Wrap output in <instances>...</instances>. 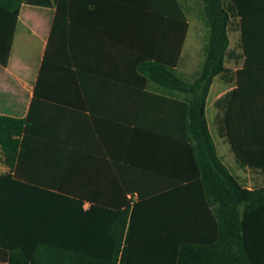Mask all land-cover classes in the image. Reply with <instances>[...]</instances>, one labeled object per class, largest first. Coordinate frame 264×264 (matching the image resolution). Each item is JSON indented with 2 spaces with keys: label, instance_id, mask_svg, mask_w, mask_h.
Instances as JSON below:
<instances>
[{
  "label": "crops",
  "instance_id": "0c3cea01",
  "mask_svg": "<svg viewBox=\"0 0 264 264\" xmlns=\"http://www.w3.org/2000/svg\"><path fill=\"white\" fill-rule=\"evenodd\" d=\"M60 2V7L55 5L50 12L22 5L8 64L0 70L8 82L0 98L10 93L21 112L31 115L21 175L38 186L85 196L84 207L89 208L94 201L114 202L125 194L135 201L143 190L166 187L177 178L180 165L196 172L185 126L188 94L173 87L164 89L143 67L149 60L147 52L157 50L167 64L175 60L176 71L181 73L185 45L179 57L183 33L180 7L190 23L184 0ZM21 36L29 46L33 42L39 46V52L31 53L25 63L28 76L18 71L13 60ZM201 67L190 76L181 74L193 81ZM234 69L235 93L228 111L232 143L219 133L216 123L217 100L227 92L226 83L210 98L219 76L214 78L206 102L209 128L225 163L227 151L232 161L236 153L233 127L244 139L242 146L248 155L251 153L247 163L261 168L264 137L255 134L261 97L253 86L255 76L264 75V67ZM16 84H30L26 98L11 89ZM243 93L245 98L259 101L244 105ZM248 114L253 117H245ZM219 144L228 148L220 150ZM259 154L261 158H257ZM16 166H10L2 152L0 174L14 172ZM250 166L239 168L247 177L245 183L240 172L234 174L252 188L263 182L264 176ZM197 226L193 224L194 229ZM6 257L0 249V262Z\"/></svg>",
  "mask_w": 264,
  "mask_h": 264
},
{
  "label": "trees",
  "instance_id": "16d2710c",
  "mask_svg": "<svg viewBox=\"0 0 264 264\" xmlns=\"http://www.w3.org/2000/svg\"><path fill=\"white\" fill-rule=\"evenodd\" d=\"M209 32L205 58L193 81L177 73L175 60L148 51L143 67L163 88L188 94L185 126L196 172L180 165L166 187L143 190L133 201L125 194L114 202H92L28 182L19 172L31 115H24L10 93L0 102V148L14 172L0 174V264H264V182L242 183L217 152L206 115L216 76L235 81L228 59L244 58V67H264V0H200ZM60 0H0V70L8 64L22 5L40 12L60 7ZM183 33L179 57L188 29ZM240 31V55L230 31ZM38 83L35 90H37ZM232 86L217 100L219 133L228 131ZM12 100L13 104L7 102ZM237 162L250 166L237 152ZM189 156L185 157L187 162ZM186 164V163H185ZM252 170L264 176V166ZM198 224L193 228V224Z\"/></svg>",
  "mask_w": 264,
  "mask_h": 264
},
{
  "label": "rangeland",
  "instance_id": "374dc122",
  "mask_svg": "<svg viewBox=\"0 0 264 264\" xmlns=\"http://www.w3.org/2000/svg\"><path fill=\"white\" fill-rule=\"evenodd\" d=\"M186 7H187V12L188 15L190 17V23L188 21V29L189 26H192L191 31L189 33L188 39L186 41V36L184 39V51H183V56L181 57V61H180V72L182 74H184L185 76H190L192 75L198 68H200L203 64L204 61V54H205V45L207 42V37H208V32H209V28L208 25L205 21V18L203 16V3L200 0H184ZM188 20V18H187ZM20 31L22 33V28H23V24L20 25ZM187 29V31H188ZM187 35V32H186ZM230 36H231V47L235 48L238 53L241 55L243 52V49L241 47V39H240V31L239 29L235 26H232L231 31H230ZM39 46L37 42H33L31 43V45L29 46L23 39V37L21 36L18 41H17V46H16V50L15 53L13 55V60L17 61L16 67L18 69V71L22 72L24 75H29L27 73V70H25V63L30 59V54L31 53H38ZM228 64L234 68H237L238 70H240L241 66H243L244 63V58L240 57V58H236V59H228ZM191 66V67H190ZM14 67V64H13ZM255 78H257L255 80V84L253 86V88L257 91L259 97H261L260 101L258 99H253L252 98H245L243 93V103L244 105H248L250 106L251 102H256L259 101V106L260 111H258L259 115L257 118L258 120V132H256L255 134L258 135V137H264V75H256ZM226 83V90H230L232 88V86H234L235 81L232 83H227L225 80H223L220 76L219 78L217 77L215 79L212 91H211V95L210 98L213 99L214 96L216 95L217 91L221 88H223L224 83ZM8 83L5 78H4V74L0 73V91L5 89V84ZM7 86V85H6ZM30 84H28L27 86H24L22 84H16L15 86H11V89L14 90L18 96L19 94H21L22 96H24V98H26L25 96L27 95ZM211 107H210V118L212 119V111H211ZM245 117L250 118L253 117L250 114L245 115ZM232 136L234 137L233 139V145L236 149V152L242 156V157H248L250 156L251 153H249L246 151V149L242 146V143L244 141V139H242L241 137H239L238 133L235 132V130L232 127ZM261 140V138H260ZM262 141V140H261ZM263 143H264V139H263ZM228 148V145H221L219 144V149L222 150H226ZM233 147L231 146V150ZM228 153V157H227V164L230 167L231 171L233 173H237L240 172L239 176L241 177V180L245 183L247 177H245L243 175V173H241V170L239 169L240 167H244L241 164L237 163V154L235 153L234 156V160L232 161V156L231 153H229V151H227ZM0 158H2V152L0 150ZM257 158H261V155H256ZM264 182V181H263ZM261 181H259V184L263 183Z\"/></svg>",
  "mask_w": 264,
  "mask_h": 264
}]
</instances>
